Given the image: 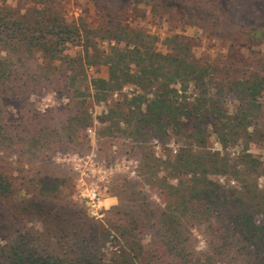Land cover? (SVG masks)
I'll return each instance as SVG.
<instances>
[{
  "label": "trees",
  "instance_id": "16d2710c",
  "mask_svg": "<svg viewBox=\"0 0 264 264\" xmlns=\"http://www.w3.org/2000/svg\"><path fill=\"white\" fill-rule=\"evenodd\" d=\"M36 1L38 7L24 14L0 6V96L59 73L76 96H84L79 86L87 84L98 102L133 86L135 92L99 123L103 134L128 140L139 155L140 176L165 202L157 207L140 190L129 196L133 208L121 206L99 219L64 192L59 179H36L32 198L20 202L39 215L43 231L0 222V236L6 234L0 264H264V163L249 151L264 142V64L230 78L226 69L195 59L183 38H168L162 53L151 35L113 20L84 29L82 51L71 57L66 51L81 43L79 29L53 11V0ZM234 6L226 0L215 10L226 16ZM245 24L239 21V27ZM248 26L242 36L263 43L264 25ZM96 37L115 45L100 49ZM36 55L40 63L33 71ZM96 66L105 68L106 77L88 78ZM31 125L20 144L36 156L78 138L93 121L84 102L73 101L60 127ZM211 139L220 150L209 145ZM153 140L166 148L164 158L156 157ZM16 142L1 123L0 109V146ZM171 142L176 149L168 147ZM240 143L242 149L228 152ZM15 186L14 177L0 170L1 206L12 201ZM190 221L205 224L204 253L190 240Z\"/></svg>",
  "mask_w": 264,
  "mask_h": 264
},
{
  "label": "rangeland",
  "instance_id": "374dc122",
  "mask_svg": "<svg viewBox=\"0 0 264 264\" xmlns=\"http://www.w3.org/2000/svg\"><path fill=\"white\" fill-rule=\"evenodd\" d=\"M226 0H53V11L74 24L82 34L80 44L68 46L66 54L74 57L82 51L86 39L84 29H98L107 22H120L131 29L151 35L156 49L162 53L168 51L167 39L178 36L191 45L193 57L212 67L229 71L230 78H240L257 72L264 64V42H249L242 32L253 26L264 25V0H233L236 4L229 13L215 10L222 7ZM0 6L8 7L18 14H24L38 7L36 0H0ZM254 6H260V12H254ZM245 19L246 26L239 27V21ZM93 41V40H91ZM97 47L107 50L115 45L107 39H94ZM123 45V43H122ZM40 63L38 55L31 61L34 68ZM88 78L106 77L104 67H91ZM84 96L78 97L66 86L62 75H51L49 79L31 86L4 93L0 96L1 123L8 135L17 140L11 148L0 146V170L11 174L15 181V192L10 203L0 205V222L12 229L29 228L42 232L41 218L31 207L27 210L20 202L32 198L36 179L52 177L61 181L64 192L71 193L72 199L91 217H95L82 197L86 187H96L100 192L102 214L121 206H134L129 201L132 193L142 190L149 201L162 207L165 200L156 188L146 184L139 173V155L131 150L128 140L103 134V124L99 117L125 96L135 92L133 86L111 94L106 101L98 102L94 91L87 84L79 86ZM264 101V98L262 99ZM73 101L84 102V107L92 116V133L82 130L78 138L59 142L55 149L43 150L34 156L21 146V137L32 128L33 123H47L60 127L65 121L68 109ZM156 157L164 158L167 150L153 140ZM209 145L220 150L219 145L210 140ZM244 146L230 149L231 154ZM169 148L176 149L171 142ZM249 151L259 156L264 163V142L251 145ZM174 153V152H173ZM223 183V177H214ZM264 185V179H259ZM115 199V204L112 203ZM186 230L197 253L207 249L205 224L190 221ZM6 234L0 236V249L4 247ZM219 264H227L224 260Z\"/></svg>",
  "mask_w": 264,
  "mask_h": 264
},
{
  "label": "built area",
  "instance_id": "2783aa9c",
  "mask_svg": "<svg viewBox=\"0 0 264 264\" xmlns=\"http://www.w3.org/2000/svg\"><path fill=\"white\" fill-rule=\"evenodd\" d=\"M87 132L92 133L91 129H87ZM82 197L87 202L88 206L92 211H94V215L96 218H102V207L100 204V192L96 187H86L83 190Z\"/></svg>",
  "mask_w": 264,
  "mask_h": 264
},
{
  "label": "crops",
  "instance_id": "0c3cea01",
  "mask_svg": "<svg viewBox=\"0 0 264 264\" xmlns=\"http://www.w3.org/2000/svg\"><path fill=\"white\" fill-rule=\"evenodd\" d=\"M111 200H112V203H111V204H113V205H114V204H115V199H114V198H112Z\"/></svg>",
  "mask_w": 264,
  "mask_h": 264
}]
</instances>
